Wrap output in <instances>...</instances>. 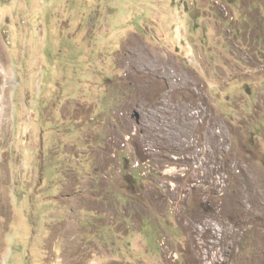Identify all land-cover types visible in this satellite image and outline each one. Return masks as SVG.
Instances as JSON below:
<instances>
[{
	"label": "rangeland",
	"instance_id": "374dc122",
	"mask_svg": "<svg viewBox=\"0 0 264 264\" xmlns=\"http://www.w3.org/2000/svg\"><path fill=\"white\" fill-rule=\"evenodd\" d=\"M0 264H264V0H0Z\"/></svg>",
	"mask_w": 264,
	"mask_h": 264
},
{
	"label": "water",
	"instance_id": "95a60500",
	"mask_svg": "<svg viewBox=\"0 0 264 264\" xmlns=\"http://www.w3.org/2000/svg\"><path fill=\"white\" fill-rule=\"evenodd\" d=\"M132 117L134 118V120H135L136 122H139V120H140V115H139V113L134 112V114H133Z\"/></svg>",
	"mask_w": 264,
	"mask_h": 264
}]
</instances>
